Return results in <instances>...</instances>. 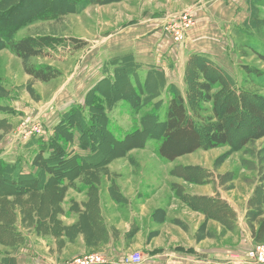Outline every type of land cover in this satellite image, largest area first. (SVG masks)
<instances>
[{"label":"rangeland","instance_id":"1","mask_svg":"<svg viewBox=\"0 0 264 264\" xmlns=\"http://www.w3.org/2000/svg\"><path fill=\"white\" fill-rule=\"evenodd\" d=\"M12 1L0 0V18L11 15L0 27L1 31L7 28L9 38L51 36L62 39L45 47L43 56L20 58L5 46L6 38H2L1 159L13 161L19 156L25 161L23 167L28 169L29 150L34 144L29 146L32 136H25V124L38 123L44 131L43 136L51 134L68 106L84 104L87 92L106 75L105 70L115 57L131 54L135 58L136 53L142 54V48L154 46L149 51L158 60L176 58L168 64L175 68V73H171L172 79L164 73L166 81L174 84L184 97L188 94L184 77L191 65L188 63L190 54L182 65L180 48L189 33L199 27L197 16L195 25L179 43L166 34L165 26L198 0H75L82 2L77 7L69 5L67 10L63 9L61 14L54 16L47 12L42 16L39 14L43 6L48 5L47 0H25L26 4L19 8L9 7ZM71 1L61 0L62 8ZM250 1L231 0L229 3L225 0L224 13L215 17V20L230 24L224 31L225 47L217 50L216 59L227 74L229 89L237 97L246 91L264 95V62L248 48H240L237 42L239 32H252L253 24L247 23L250 16L251 22L254 16L264 19V7L251 4L250 7ZM145 28L148 31L159 29L155 44L151 39L143 43L142 29ZM69 37L83 39L87 44L74 49L66 41ZM180 63L182 67L177 72ZM29 65H49L60 73L50 81L41 82L25 73L24 68ZM243 65L258 70L262 76L252 81ZM170 94L164 90L151 103L135 109L124 100L118 102L108 112L110 131L117 139H122L125 133L139 127L144 114L157 112L161 117V100L164 104ZM248 99L256 101L251 95ZM158 100L157 108L153 103ZM211 105H203V115L211 113ZM230 122L233 124L230 123L228 145L201 147L173 161H165L156 153L158 140L149 138L144 146L132 147L124 157L111 160L106 165V174L99 171L89 177L80 175L75 186L67 187L68 194L65 192L60 203L61 213L57 215L63 225L61 215L75 219L66 225L78 224V230L70 232L72 237L56 236L54 231L57 228L52 226L36 229L34 223L26 221L28 207L23 201L26 197L21 198L15 209L18 211L16 224L23 240L17 246L0 245V260L12 256L14 264H31L33 260L29 253L34 252L32 257H38L40 264H65L74 257L99 253L105 255L108 264H121L127 255L138 252L142 256L140 264H178L172 246L182 245L199 251L221 246L227 252L228 264H251L246 261L247 252L258 244L264 245V236L258 241L252 232V228L256 230L259 220L264 218V136L243 143L242 139L254 130L255 122L245 115H235ZM211 127L210 121L204 131ZM33 139H39L38 135H33ZM71 146L72 150L81 151L76 147V140ZM84 179L97 180L98 197L92 205L96 210L93 212L84 207L93 195L89 196ZM206 197L226 202V221L216 218L220 203L211 205L207 211L199 206ZM30 235L45 237L49 243L44 246L43 241H35L36 251L31 252L27 242ZM79 235L81 239L76 238ZM166 247L168 249L162 253ZM78 248L83 254L74 256ZM55 257L61 261H56Z\"/></svg>","mask_w":264,"mask_h":264},{"label":"trees","instance_id":"2","mask_svg":"<svg viewBox=\"0 0 264 264\" xmlns=\"http://www.w3.org/2000/svg\"><path fill=\"white\" fill-rule=\"evenodd\" d=\"M47 2L48 5L43 6L39 12L41 16L46 12L51 16L61 14L69 5L77 7L81 3L72 0L62 8L61 0ZM57 2L59 4L56 6ZM24 4L25 0H13L9 7L19 8ZM250 4L254 7H264V0H252ZM9 15L1 16L0 27ZM263 21L264 19L254 16L251 22L250 16L247 23L253 24V30L248 34L239 32L237 42L240 48H248L264 62ZM6 30L7 28L0 30V43L3 37L6 38L5 46L20 58L43 56L45 47L62 39L27 36L14 40L9 38ZM66 41L74 49H80L87 44L85 40L76 37H69ZM188 61L191 65L184 77L188 94L184 97L181 92H177L179 89L174 84L166 81L160 68L144 67L131 54L115 57L105 70L106 75L87 92L84 104L74 103L68 106L48 136H38L37 140H34L33 136L30 138L29 146L31 143L34 146L29 150L31 158L28 169L23 167L25 161L19 156L13 161L0 158V245L17 246L23 240L16 224L18 211L15 209L23 197H26L23 201L28 207L26 221L34 223L38 230L50 226L57 228L54 234L58 237H72L70 232L77 231L78 224L63 225L57 216L61 213L60 203L67 187L75 186L74 183L80 175L89 177L91 173L97 174L99 171L106 174V165L111 160L124 157L132 147L144 146L149 138L158 140L156 153L159 158L173 161L201 147L216 148L228 145L230 123L233 124L230 119L235 115H245L255 122L254 130L242 139L243 143L263 137L264 95L246 91L237 97L235 92L229 89L226 72L205 54H190ZM242 68L252 81L262 76L258 70L248 65H243ZM24 71L41 82L50 81L60 73L49 65H29ZM164 90L171 94L164 104L161 100V117L157 112L144 114L139 120V127L125 133L122 139L114 136L108 127V112L118 102L124 100L132 108H140ZM249 95L256 101L249 100ZM159 102L160 100L154 102L153 106L159 105ZM207 103L212 104L211 113L203 115L201 110L205 109L203 105ZM210 121L212 127L204 131ZM75 140L76 147L82 153L72 150L74 148L71 144ZM95 181L97 180L84 179L89 196L93 194L90 197L92 200L85 202L84 207L89 208L91 212L96 211L92 205L98 197ZM217 203H220L218 205L221 212L226 213V203L219 200L206 197L199 206L207 211L211 209V205ZM252 232L255 233L256 240L263 238L264 218L259 220L256 230L252 228ZM14 261V257L4 256L0 264H14Z\"/></svg>","mask_w":264,"mask_h":264},{"label":"crops","instance_id":"3","mask_svg":"<svg viewBox=\"0 0 264 264\" xmlns=\"http://www.w3.org/2000/svg\"><path fill=\"white\" fill-rule=\"evenodd\" d=\"M229 3L231 2V0H227ZM225 2V0H198L195 4L192 3L190 6H188V9L193 10L194 14L197 16V26H199L195 31L190 32L188 38L186 39L185 44L182 45V47L180 48V61L182 63V65L185 63V60L187 59V55L188 54H193V53H200V54H205L208 57H210L214 62H217V50L222 49L224 46L223 44V40H224V31H226V29H228V27H230L229 23L226 22H222V20L220 19V21L215 20V17L219 14L222 15L224 13V5L223 3ZM185 10V9H183ZM235 12V11H233ZM236 13V12H235ZM231 18V17H230ZM214 21V22H213ZM159 34V29L157 30H153V28L148 31L147 28L142 29V38L144 37L143 43L146 42V40L151 39L154 44H155V40L156 36H158ZM155 37V38H154ZM161 42L158 43V45H160ZM143 46L145 47L146 44H143ZM150 46V45H149ZM159 47V46H157ZM153 47H148V48H142V54H135V58L138 60L139 63H142V65L144 67L146 66H156L158 68H160L161 70L164 71V73L166 74V76L168 77V79H172V75L171 73H175L173 67H169L168 64L172 63L173 60H175L176 58H173V60H169L166 61L164 58H162L161 60H158L156 58V55L153 54V52H150L149 50ZM167 56V55H165ZM167 58H169L167 56ZM168 60V59H167ZM178 61V62H180ZM177 62V64H178ZM181 63L178 67L177 65V72L180 71ZM219 67H221L223 69L222 66H220L218 64ZM172 69V71H171ZM168 70V71H167ZM178 76H182V72H180V74H178ZM182 82V81H181ZM180 84V81H179ZM183 85V82H182ZM60 90V89H59ZM65 90V89H62ZM75 152V151H74ZM79 153H82L81 151H78ZM68 193L66 192V195ZM70 196V195H69ZM71 197V196H70ZM67 199V197L65 198ZM224 202V201H223ZM226 203V202H224ZM219 218L218 220L220 221L221 217L222 220L226 219V213H222L221 214V210L219 209L218 211V215ZM61 219L64 221L65 225L71 224L75 221V219L69 215H61L60 216ZM226 221V220H225ZM34 234V233H32ZM76 238L81 239L80 235ZM32 239V240H31ZM35 241H43L44 242V246L45 243H49V241L45 240V237H41V236H37L35 237L34 235H30L28 236V244L31 247L30 251L32 252L33 250L36 251L34 249V242ZM70 244V243H67ZM80 244V241L79 243ZM82 244H80V248H81ZM174 249L172 254L176 255V259H179L177 261L178 264H228V255L227 252L223 249L224 247H212L210 246L208 249L204 250V251H199L197 248L195 247H190V248H183L182 245H174L172 246ZM168 248H164L162 250V253L164 251H166ZM83 250L78 248V252H74V256L83 254L82 253ZM32 256H35V253L32 252L29 253ZM61 254V253H59ZM64 255V254H63ZM31 256V259L33 260V262L31 264H40V259L38 257L33 258ZM59 256V255H58ZM62 256L60 255L59 258H61ZM231 256H229L230 258ZM56 261L60 262L61 259H58L57 257H55ZM31 260V261H32ZM39 260V261H38ZM55 264V263H54Z\"/></svg>","mask_w":264,"mask_h":264},{"label":"built area","instance_id":"4","mask_svg":"<svg viewBox=\"0 0 264 264\" xmlns=\"http://www.w3.org/2000/svg\"><path fill=\"white\" fill-rule=\"evenodd\" d=\"M196 23V15L193 10L187 9L173 17L166 23L165 31L170 36L172 41L179 43L184 39L188 30ZM38 123L25 124L23 131L25 136H43L44 131ZM246 261L251 264H264V245L258 244L253 249L249 250L246 255ZM142 256L138 252L130 253L122 259L121 264H140ZM65 264H108L105 255L99 253H91L84 256L74 257L65 262Z\"/></svg>","mask_w":264,"mask_h":264}]
</instances>
